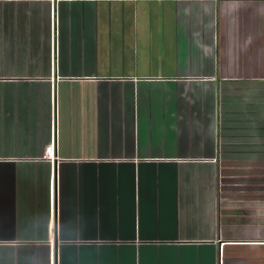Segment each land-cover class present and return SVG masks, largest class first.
<instances>
[{"label":"crops","instance_id":"1","mask_svg":"<svg viewBox=\"0 0 264 264\" xmlns=\"http://www.w3.org/2000/svg\"><path fill=\"white\" fill-rule=\"evenodd\" d=\"M0 264H264V0H0Z\"/></svg>","mask_w":264,"mask_h":264},{"label":"rangeland","instance_id":"2","mask_svg":"<svg viewBox=\"0 0 264 264\" xmlns=\"http://www.w3.org/2000/svg\"><path fill=\"white\" fill-rule=\"evenodd\" d=\"M145 8H147V7H145ZM150 8H151V5H150ZM155 8H156V7H155ZM155 8H154L153 10L147 8L149 11H148V10H144L145 13L147 12V13L149 14L148 17H149V19L151 20V22H152L153 14L156 13V10H157V9H155ZM139 17H140V13H139ZM153 61H156V60L154 59ZM157 62H158L159 64H161L159 61H157ZM236 118L238 119L237 116H236ZM237 119H236V121L234 120L235 122L232 123V124L226 122V123L224 124V126H225L227 129H230V127H231V128H235V127H238V126H239V129H240V128H243L244 125H248V122H247L246 120H243L241 116L239 117V121H238ZM228 127H229V128H228ZM226 140H228V141L230 140V141H231L232 139L226 137ZM226 142H227V141H226Z\"/></svg>","mask_w":264,"mask_h":264},{"label":"built area","instance_id":"3","mask_svg":"<svg viewBox=\"0 0 264 264\" xmlns=\"http://www.w3.org/2000/svg\"><path fill=\"white\" fill-rule=\"evenodd\" d=\"M56 140H55V137L53 139V141L47 145L45 147V151H44V157L49 159L50 161H54V160H57V155H56ZM214 161L216 159H213Z\"/></svg>","mask_w":264,"mask_h":264}]
</instances>
